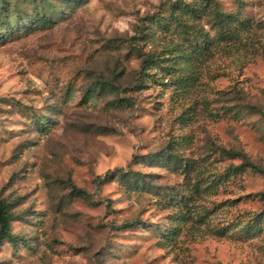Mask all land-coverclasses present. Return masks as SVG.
<instances>
[{"label":"rangeland","instance_id":"obj_1","mask_svg":"<svg viewBox=\"0 0 264 264\" xmlns=\"http://www.w3.org/2000/svg\"><path fill=\"white\" fill-rule=\"evenodd\" d=\"M177 1L0 0V264H264V0Z\"/></svg>","mask_w":264,"mask_h":264},{"label":"trees","instance_id":"obj_2","mask_svg":"<svg viewBox=\"0 0 264 264\" xmlns=\"http://www.w3.org/2000/svg\"><path fill=\"white\" fill-rule=\"evenodd\" d=\"M5 2V0H3ZM69 3L74 2V0H67ZM205 12H207L209 9H211L213 6L214 8L217 7V3L215 2L216 0H205ZM215 4V5H214ZM201 8L197 7L196 3H185L182 1H177L175 3H172L171 5V12L172 15L175 16V19L177 21H182L183 16L185 15H190L194 16L195 18L201 17L203 15L201 13ZM205 16H213L214 19L217 21V28L219 29V32L221 33L222 36H226L228 39H233L237 37V34L234 32H228L229 26L231 24H234L236 22V19L239 17L238 15H224L220 14V12H215V13H208ZM53 18L47 16L44 14L41 16L40 21L41 23L48 24L51 23ZM238 20V19H237ZM236 35V36H235ZM138 56L141 58V70L145 72L152 66H156L160 64L161 59L157 57L156 54H143L144 52L139 51ZM257 109V108H255ZM223 153L233 159H240L242 162L239 165H231L229 167V171L232 174H238V173H243L247 170H252L255 173H264V170L256 165L255 163L251 162L244 154L235 152V151H225L223 150ZM128 174L124 173L122 169H116L112 172H108L105 174L103 177L99 178V181H102L103 183H108V182H114L115 180H121L123 182L127 181ZM199 185H197L198 189ZM77 193H80L84 195V192L78 189H74ZM261 199H264V192L258 194ZM110 204V202H109ZM11 204L5 202V201H0V244H2L5 241H9L10 243L16 244L17 242V237L12 234L11 232V222L13 220V214L11 213ZM134 224H123L120 226V228H132Z\"/></svg>","mask_w":264,"mask_h":264}]
</instances>
